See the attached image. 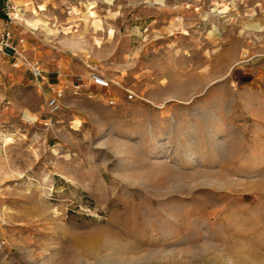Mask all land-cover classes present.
Returning <instances> with one entry per match:
<instances>
[{"label": "rangeland", "instance_id": "obj_1", "mask_svg": "<svg viewBox=\"0 0 264 264\" xmlns=\"http://www.w3.org/2000/svg\"><path fill=\"white\" fill-rule=\"evenodd\" d=\"M16 4L0 264H264V0Z\"/></svg>", "mask_w": 264, "mask_h": 264}, {"label": "built area", "instance_id": "obj_2", "mask_svg": "<svg viewBox=\"0 0 264 264\" xmlns=\"http://www.w3.org/2000/svg\"><path fill=\"white\" fill-rule=\"evenodd\" d=\"M24 14L23 6L17 5L15 0H0V59L7 57L13 60L15 67H19L26 61L25 39L18 37L15 29L18 22H25ZM29 65L34 78L42 79L44 73L42 63L39 60H32ZM90 81L101 88L110 87V81L95 71L90 74ZM78 90L79 86H76L74 91ZM62 96L63 92L59 91L49 100L48 108L51 112L55 113L61 109Z\"/></svg>", "mask_w": 264, "mask_h": 264}, {"label": "crops", "instance_id": "obj_3", "mask_svg": "<svg viewBox=\"0 0 264 264\" xmlns=\"http://www.w3.org/2000/svg\"><path fill=\"white\" fill-rule=\"evenodd\" d=\"M15 1L19 3V2H22L23 0H15Z\"/></svg>", "mask_w": 264, "mask_h": 264}]
</instances>
